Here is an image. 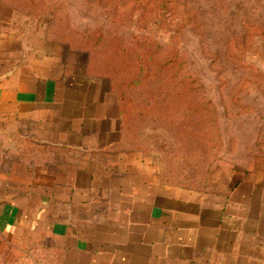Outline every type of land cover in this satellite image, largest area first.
Returning <instances> with one entry per match:
<instances>
[{
  "label": "crops",
  "instance_id": "obj_1",
  "mask_svg": "<svg viewBox=\"0 0 264 264\" xmlns=\"http://www.w3.org/2000/svg\"><path fill=\"white\" fill-rule=\"evenodd\" d=\"M21 50L0 39V236L38 227L66 264H264V166L223 190L149 179L108 83Z\"/></svg>",
  "mask_w": 264,
  "mask_h": 264
},
{
  "label": "rangeland",
  "instance_id": "obj_2",
  "mask_svg": "<svg viewBox=\"0 0 264 264\" xmlns=\"http://www.w3.org/2000/svg\"><path fill=\"white\" fill-rule=\"evenodd\" d=\"M0 39L18 41V63L50 70L104 71L128 50L155 53L140 84L128 92L126 73L120 85L147 110L121 146L149 179L223 190L264 166V0H0ZM66 252L38 227L0 236V264H66Z\"/></svg>",
  "mask_w": 264,
  "mask_h": 264
},
{
  "label": "trees",
  "instance_id": "obj_3",
  "mask_svg": "<svg viewBox=\"0 0 264 264\" xmlns=\"http://www.w3.org/2000/svg\"><path fill=\"white\" fill-rule=\"evenodd\" d=\"M102 36L98 38L100 40ZM88 41L89 45L92 48H96L100 41ZM142 50V49H141ZM130 55L125 60L123 65H119V67H108L104 71L101 69L95 70L92 67H88L85 63L80 62L79 64L83 65L87 74H95L100 78H103L108 81V89L112 92L116 98L118 103L120 117L122 122V130L124 133L129 132V127L131 125V118L136 113L147 112L146 108L143 110L141 107H136L132 103V98L128 95L129 88L134 87L142 82V76L148 71V63L154 57L155 53L148 54V51H140V50H128ZM171 59H166L162 63V67H167L171 64ZM161 67V69H162ZM129 73L131 79L127 83L126 90L122 89L121 80L122 77ZM132 92V89H131Z\"/></svg>",
  "mask_w": 264,
  "mask_h": 264
}]
</instances>
